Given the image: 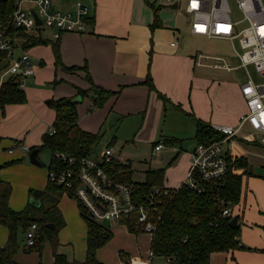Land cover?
I'll return each instance as SVG.
<instances>
[{"label":"crops","instance_id":"crops-1","mask_svg":"<svg viewBox=\"0 0 264 264\" xmlns=\"http://www.w3.org/2000/svg\"><path fill=\"white\" fill-rule=\"evenodd\" d=\"M76 1L82 2L88 8L84 31H64L54 40H57L59 44L61 63L65 66L78 65V68L66 71L53 65L52 70L49 69V74L46 76L45 67L54 62L53 53H51L52 55L48 53L49 45H33L25 49L21 45L22 40L16 41L17 38L14 37L18 52L25 50L30 55L35 65L34 72L30 76L35 75L30 79L26 90L23 88L26 101L7 103L3 107L0 136L4 138L3 142L9 144L6 146L1 143L7 154H0V178L9 182L7 166L10 168V165L19 163L23 159L25 150L19 148H13L12 151L8 150L12 143L24 140L32 149L31 147L41 143V134L51 127L54 111L50 107L46 108V103L49 105L50 99L61 96H75L77 87L85 89L89 86L85 77V70L81 67L85 64L94 84L105 89L117 90L120 88V90L116 96H109L105 100V106L97 109V111H91L92 104L89 96L86 98L87 104L84 107L81 108L76 104V109L79 110V114L77 113L78 125L84 130L97 133L101 139L104 137V132H101L102 124L110 113L123 115L143 110L146 112L143 123L147 119L149 123H152L160 119L163 111L176 124L178 130L176 136L179 140L172 141L169 138L160 137L153 141L151 152L158 155L164 147L169 146L174 152L173 160L175 162L168 167L158 162L144 163L141 179L133 178V171L130 168L131 179L143 181L147 169L162 168L161 185L168 188H178L189 168L190 153L197 143L192 137L193 144L188 148H182L181 144L185 141L180 143V140L190 137L182 134L184 129L187 131L189 127H192V134L194 135L195 118L210 125L212 123L235 125L238 116L245 111V102L239 89L240 83H235L233 90V102L237 107L214 104L207 90L199 87L201 82H198L197 79L200 77L194 75V67L197 65L193 63V56L197 51L192 49V45L199 36L204 35L193 34L189 31V16L183 11V6L180 5L179 0H50V8L71 9ZM32 5L28 7H36ZM50 30L52 31V29ZM41 34L42 38H46L44 31ZM51 39L53 38L49 37L48 41ZM171 41L176 43L171 45ZM147 73L151 77L155 89L143 82ZM52 74L61 78L62 87L58 91L39 95L30 92L31 89H36L33 86ZM4 77L5 75H2L0 81ZM156 91L169 99V102H165L168 104L162 103ZM82 99L79 98L78 101L81 102ZM174 105L179 106V108ZM26 116H28V126L24 128L22 126L26 124ZM111 127L114 131V127ZM24 129H28V131L26 130L27 133L23 135L22 140L20 133ZM103 131L106 132L104 129ZM110 133L112 132L110 131ZM108 136L106 135V137ZM158 141L162 142V147L154 149V145ZM173 142H179V145L171 146ZM233 143L246 157L248 168L252 171L241 176L239 200L231 206V214L236 215L239 226L238 241L244 247L211 252L208 264H264V175L254 171L255 166L263 168L264 166L258 163L252 164L249 161L246 155L248 150L243 147L244 144L250 145L249 143L241 142L236 145V139L233 140ZM110 144L108 143L106 147ZM39 150L37 148L36 155ZM28 152L26 151V153ZM125 159L124 156L122 163H127L131 167L129 161ZM21 164L25 165V163ZM35 183L32 180L24 184V188L28 187L27 192L23 191L18 196L13 194L10 185L9 207L13 210L23 208L32 198L28 192L29 188L42 189L47 180L43 187L35 186L37 185ZM60 214L63 216L61 211ZM110 221H108V227L111 232V229L116 228L118 224L128 230L126 224L119 219ZM59 230L60 228L57 231L56 251H53L64 253L57 250L60 244L58 240ZM132 235L135 239L146 236L145 240L140 241L144 243L145 250L141 254L140 248L137 246V253L130 254L132 248H125V245L117 246L115 248L117 251L116 260L118 258L116 264H125L129 257H142L141 255L148 253L150 235L142 230L133 232ZM6 239L7 228L0 224V246L5 244ZM107 243L95 251L96 258L104 264H108V262H105L101 257L99 258L98 253ZM18 249L17 246L14 259L19 264H23L24 262L20 263L21 260L17 258ZM64 255L67 260H73L67 257L65 253ZM121 255L122 257H120ZM155 256H152L150 264H152ZM157 257L161 258L164 264H168L165 257ZM52 262L53 252H51L50 264Z\"/></svg>","mask_w":264,"mask_h":264},{"label":"trees","instance_id":"trees-1","mask_svg":"<svg viewBox=\"0 0 264 264\" xmlns=\"http://www.w3.org/2000/svg\"><path fill=\"white\" fill-rule=\"evenodd\" d=\"M14 8L13 0H0V23L11 36H20L22 47L45 43L48 41L39 35L26 33L14 27L8 22L9 15ZM54 57V64L60 65L66 71L78 68V65L65 66L61 63L59 44L50 42ZM0 58L4 53L0 52ZM3 66H0V69ZM85 70V77L89 86L85 89L76 88L75 96H61L49 100V106L54 111L51 127L41 134V143L31 148H47L51 156L47 169H59L67 167V162L56 157V152H62L66 156L80 157L90 155L94 144L99 138L95 132L82 129L77 123V109L74 98L89 96L91 104L100 106L109 96H116L117 90L105 89L93 83L86 65L81 66ZM145 83L155 89L149 74H146ZM163 103L169 99L156 91ZM25 101V93L17 86L16 76L7 75L0 81V114L7 103H20ZM176 108L179 106L174 105ZM223 134L214 130L207 122L195 118L194 138L197 142H210L219 140ZM227 167L222 177L215 180L204 181L198 176L193 177L195 185L181 184L178 188H168L161 185L162 168L147 169L143 181L131 179V169L127 163L110 161L103 165L105 172L112 178L126 181L131 184V192L135 199L143 201L144 196L152 191L153 186L167 189L168 193L157 195L158 201L153 203V215H158L153 236L150 240V249L156 256L170 257L174 264H208L209 255L214 251H225L244 247L239 244L238 224L232 227L228 221L233 216L222 215V208L231 207L239 200L241 176L249 174L246 157L230 150L227 153ZM1 168V164H0ZM78 183L74 179V185ZM10 183L0 178V224L7 228V239L0 246V264H19L14 259L17 250V231L24 230L31 222L39 226L40 235L35 243L37 248L43 239H47L52 247L57 243V231L63 226L64 221L58 209L60 196L65 192L77 201L79 213L85 222V255L82 261L67 260L63 253L53 251L52 264H104L95 256L97 248L104 245L112 236L108 226H103L94 220L87 209L76 198L74 187H65L54 182L47 183L42 189L29 188V195L38 202L33 205L27 202L20 210H13L8 205ZM121 222L126 224L129 231L138 232L140 225L135 221L134 214L121 217ZM48 223L54 226L50 228Z\"/></svg>","mask_w":264,"mask_h":264},{"label":"built area","instance_id":"built-area-1","mask_svg":"<svg viewBox=\"0 0 264 264\" xmlns=\"http://www.w3.org/2000/svg\"><path fill=\"white\" fill-rule=\"evenodd\" d=\"M14 8L8 22L26 33L42 36L45 26L52 29L50 37L58 38L61 32H82L85 29L87 6L76 1L71 9L50 8V0H13ZM23 3L33 4L36 9L22 7ZM34 11L40 19L36 23ZM183 11L189 16V31L205 37L228 40L239 60L237 65H230L224 57L197 51L193 63L197 66H211L231 70L251 63L263 81L254 82L247 78L239 85L240 94L245 101V111L238 116L235 125L212 123L211 127L223 134L219 140L197 142L190 153V165L181 184L195 185L193 177L215 180L223 176L227 167V153L234 150L233 140L244 139L256 142L264 147V0H184ZM233 11L236 17H232ZM237 41L238 51L234 45ZM176 42L171 41L174 45ZM15 40L0 23V52L4 53L5 65L0 69L2 75L16 76L17 86L23 89L27 76L34 72L35 65L27 51L14 52ZM245 127V128H243ZM246 129V130H243ZM52 133L54 129L47 130ZM162 147L158 141L154 149ZM19 148L29 151L30 147L20 141H14L9 151ZM55 156L66 161L67 167L47 170V180L65 187H74L76 198L87 209L89 215L99 223L103 219L116 220L132 214L141 230L152 238L158 215H153V203L157 195L167 194V189L153 186L152 191L144 196L143 201L134 198L131 184L110 177L103 165L110 161L122 162L123 157L110 146L99 151L96 158L84 155L78 158L56 152ZM74 179L78 183L74 185ZM222 215L231 214V207L225 206ZM23 245L35 246L40 235L39 226L31 222L23 230ZM153 252L149 249L143 257H129L125 264H150ZM168 264H174L172 258L165 257Z\"/></svg>","mask_w":264,"mask_h":264},{"label":"rangeland","instance_id":"rangeland-1","mask_svg":"<svg viewBox=\"0 0 264 264\" xmlns=\"http://www.w3.org/2000/svg\"><path fill=\"white\" fill-rule=\"evenodd\" d=\"M181 6L184 5V0H179ZM31 4L23 3L22 7H28ZM34 7V5H32ZM36 9V7H34ZM182 8V7H181ZM182 13V12H181ZM236 12L233 11L232 17H236ZM44 28V37L49 39L50 35V28L42 26ZM17 39L16 41L24 40V38L20 36H14ZM195 40L192 45V49L196 51H200L202 53H207L211 55H220L225 58L226 61L230 63V65H237L239 63L238 58L234 54L232 47L228 40H223L219 38H210L205 36H199ZM54 39L51 41H47L45 43H40L36 45H49L48 53L51 54V43L54 42ZM234 45L238 51L241 49L239 48L237 41L234 40ZM14 52H18V48L15 46ZM52 55V54H51ZM45 56V55H44ZM6 62L5 58H0V66H4ZM53 63L45 67L44 72L46 76L49 74V69L52 70ZM194 75L200 77L197 79L199 87L203 90H207L210 99L214 102V104H223V105H233L237 107L236 104L233 102V90L235 83H241L245 81L247 78H251L254 82H261L263 81V77L258 74L255 70L254 66L249 63L246 66H239L237 68L231 70H225L221 68H214L211 66H195L194 67ZM33 74L30 77H26L24 81V90H26L27 86L29 85L30 79L34 76ZM7 76V75H5ZM58 76V75H57ZM54 76V74L50 75L48 78H44L41 80L40 83H37L35 86L36 89H31V93L34 95L45 94L49 92H56L58 91L62 85L59 77ZM60 81V82H59ZM38 88V89H37ZM53 94V93H52ZM26 97V96H25ZM81 102H77L76 104L79 107H84L87 104L88 96H83ZM244 100V99H243ZM26 101V100H25ZM24 101V102H25ZM162 101V100H161ZM233 102V104H232ZM245 102V101H244ZM163 103V102H162ZM105 104V101L100 105H91V111H97V109H101ZM164 105L168 103H163ZM45 105V104H44ZM46 108L50 107L46 103ZM51 108V107H50ZM90 111V112H91ZM88 112V113H90ZM79 114V110L77 111ZM2 114H0V121L2 118ZM146 115V112L143 110H139L138 112H132L129 114H114L110 113L104 123L102 124L101 132H104V137L101 139H97V142L93 146V150L91 152V156L96 158L99 151L102 150L108 143L110 147L115 151L119 152L123 157L129 161L130 168L132 169V177L135 179L142 178V169L144 167V163H160L163 166L168 167L169 165L173 164L175 161L173 160L174 152L169 146L164 147L163 151L160 152L158 155L153 154L151 152V147L153 141L160 137L169 138L172 141H177L176 133L178 130L176 128V124L169 115H165L162 111V115L159 120H155L152 123H149L147 119L143 123V119ZM38 118V117H37ZM91 118V117H90ZM28 116H26L24 124L22 127L26 128L28 126L27 120ZM103 122V121H102ZM50 124V123H49ZM114 124V125H112ZM9 125V124H7ZM13 126V125H12ZM114 127V131L113 128ZM245 128V127H243ZM18 130V128H16ZM30 129V128H29ZM106 130L105 131H103ZM28 129H24L20 135L21 139L23 140V135L27 133ZM246 130V129H243ZM47 130H45L46 132ZM110 131L112 133H110ZM100 132V133H101ZM193 129L189 127L186 131L184 129L183 135L190 136L191 139L188 137L183 138L180 140L182 143V148H188L193 144L192 137L194 138ZM106 135H109L106 137ZM112 136V137H111ZM99 137V136H98ZM113 138V139H112ZM3 137L0 136V154H7L6 150L2 148L1 143H4L6 146L7 142H3ZM112 141H109L111 140ZM28 142V141H27ZM236 145L239 143H249L250 145H243L245 149L248 150L247 157L249 161L253 163L262 164L264 166V147L258 145L256 142L246 141L244 139H236ZM22 143L26 146H29L27 143L22 141ZM179 142H173L171 146H178ZM235 153L242 154L238 150L237 146L234 148ZM28 152V151H27ZM243 155V154H242ZM51 153L50 150L47 148H41L36 155L39 164L31 163L28 160V153H24L23 159L19 163H15L10 165L8 168V176L9 182L11 185V189L15 196H18L19 193H23V191L27 192V188H24V184L34 180L37 184L35 186H44L45 181L47 180V171L46 166L48 165ZM125 159V160H126ZM25 163V165L21 164ZM30 167V168H29ZM27 180V181H26ZM58 207L62 213V218L64 220L63 226L60 227L58 232V240H59V247L57 250L60 252H64L67 257L72 258L73 260L81 261L85 255V222L79 213V209L77 207V201L74 197L68 196L65 192L61 195ZM112 222V221H110ZM113 227V226H112ZM113 236L110 238V241L102 248L98 256L108 262V264H116V253L115 248L117 246L130 247L131 253H137V246L140 248V252L145 250L144 243L140 241L145 240L146 236L139 237L135 239L133 232L126 230L124 226L116 225V228L111 229ZM23 230L20 229L17 231V244H18V256L23 264H50L51 262V252L53 250L56 251V247L50 246V242L46 239H43L41 245L37 248V246L32 248H27L23 245L24 237H23ZM139 241V242H138ZM103 246V245H102ZM63 253V254H64ZM147 252L144 255H141L143 258L146 256ZM122 257V255L120 256ZM163 263V260L157 256H155L152 260V264H160ZM164 264V263H163Z\"/></svg>","mask_w":264,"mask_h":264},{"label":"water","instance_id":"water-1","mask_svg":"<svg viewBox=\"0 0 264 264\" xmlns=\"http://www.w3.org/2000/svg\"><path fill=\"white\" fill-rule=\"evenodd\" d=\"M32 14H33V16L35 18L36 23H39L40 22V19L37 17V14L34 11H32ZM74 99L78 101L79 100V97L76 96ZM36 152H37V148L30 149L29 152H28V159L32 163L39 164V161L36 158ZM254 171L256 173H259V174L264 175V168L261 167V166H255L254 167ZM29 203H31V204H33L35 206L38 205V202L36 200H34L33 198H30L29 199ZM228 223L232 227L236 226L237 225V217H236V215L231 216V218L229 219ZM101 224L103 226H108L109 222H108L107 219H103L101 221ZM47 226L50 227V228H53L54 225L52 223H48Z\"/></svg>","mask_w":264,"mask_h":264}]
</instances>
